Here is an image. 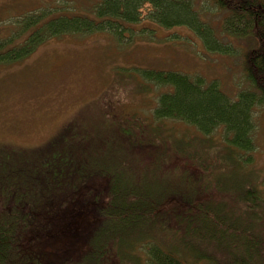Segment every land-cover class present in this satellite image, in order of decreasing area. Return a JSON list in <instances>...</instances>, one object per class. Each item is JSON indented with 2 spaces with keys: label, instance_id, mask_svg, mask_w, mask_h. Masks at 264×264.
I'll list each match as a JSON object with an SVG mask.
<instances>
[{
  "label": "trees",
  "instance_id": "trees-1",
  "mask_svg": "<svg viewBox=\"0 0 264 264\" xmlns=\"http://www.w3.org/2000/svg\"><path fill=\"white\" fill-rule=\"evenodd\" d=\"M209 1L229 12L222 34L249 37L250 29L245 30V26L252 21L251 35L260 34L264 42L260 0ZM55 4L8 17L11 23L7 27H11L8 36L0 38V62L18 61L44 40L66 35L101 31L119 45L137 35L154 39L153 31L140 29L135 33L133 25L142 18L143 7L145 18L159 27H185L200 38L208 52L233 54V48L222 44L220 34L202 20L193 0H94L85 13L77 14L67 13L70 10L65 4ZM20 38L22 42L11 45ZM258 47L245 53L242 64L249 87L235 96L225 92L217 80L203 76L176 70H140L145 83L151 81L164 90L157 96L151 121L146 116V128L137 126L140 129L132 131L119 123L124 127L100 137L108 138L109 132L117 136L119 150L112 154L116 159L109 161L108 168L91 163L81 167L83 158L78 149L75 152L73 142L63 139L70 136L67 128L71 121L50 143L28 148L29 152H25L27 148L15 147V151L12 146L0 145L3 160L40 169L35 174L18 172L0 177V264H81L85 257L92 260L91 264H112L110 258L113 264H264V184L260 172L249 166L256 148L253 114L257 106L264 105V45ZM116 116L126 125H134L128 116ZM154 120H179L205 137L222 128L224 142L222 152L217 153L221 159L209 164L187 154L193 144L186 138L169 135L164 142L151 124ZM206 143L199 140L198 148ZM64 150L71 154L68 161L63 158ZM176 158L182 159L184 166L202 163L196 170L173 169L172 175L164 165ZM91 159L95 160L93 156ZM217 169L235 170L246 179L238 194L216 189L221 175L213 187L207 184ZM94 177L104 180L101 187L106 203L93 207L95 224L86 226L78 221L77 237L72 242L76 243L77 256L72 257L66 253L67 242L58 219L66 215L69 205L77 203ZM219 194L229 198L225 201ZM136 231L139 236L134 235ZM118 238L138 239L131 245L126 240V248L120 249ZM79 241L84 245L82 250L77 249ZM174 241L187 249L178 250Z\"/></svg>",
  "mask_w": 264,
  "mask_h": 264
},
{
  "label": "rangeland",
  "instance_id": "rangeland-1",
  "mask_svg": "<svg viewBox=\"0 0 264 264\" xmlns=\"http://www.w3.org/2000/svg\"><path fill=\"white\" fill-rule=\"evenodd\" d=\"M93 1L0 0V19L4 21V24L0 25V38L8 36L11 26L7 27V24L11 23V18H8L10 16L41 5L52 4L54 7L58 2L65 4L66 9L70 10H67V13H85ZM260 1L264 11V0ZM193 5L205 24L217 35H221H218L219 41L233 48L232 55L208 52L200 38L185 27H173L170 30L159 27L145 18L146 8L143 7L142 18L138 24L133 25L135 33L138 30L140 32V29L153 31L154 39L137 35L131 42L119 45L110 34L101 31L82 36L66 35L44 40L28 56L18 61L0 62V145L27 148L25 152H29L28 148L37 149L50 143L61 127L71 121L68 128L66 127L70 136L64 135L63 139L73 142L75 152L78 149L83 158L81 167H89L91 163L108 168L109 161L116 159H113L112 154L119 150L117 136L109 132L108 138L101 140L100 137L105 138L106 131L124 127H120L119 123L130 127L132 131L139 128L137 126L146 128L149 122L147 117L151 121V111L157 96L164 90L163 86L151 81L145 83L140 76V70H176L194 77L203 76L209 81L217 80L230 96L248 89L243 58L248 50L264 45L260 39L262 36L251 35L252 21L245 26V30L250 29L249 37L235 38L224 35L221 33L222 24L229 14L226 9L219 8L209 0H193ZM262 22L264 23V19ZM22 41L20 38L11 45ZM256 108L253 114L257 125L254 134L256 148L251 153L249 166L260 172L261 184H264V105ZM123 114L128 116L127 120H132L133 126L126 125L125 120L116 119V115L122 117ZM151 124L156 128L160 139L166 143L169 135L176 139H188V144L192 143L193 148H187V154L192 153V156L200 157L203 162L209 161V164L221 159L217 153L222 152L221 145L225 136L222 128H217L205 137L193 126L179 120H154ZM199 140L207 141L208 144L198 148ZM64 151L63 158H67L64 160H70L71 154L67 150ZM3 154L0 152V177H9L18 172H40L36 165L26 167L12 160H3ZM91 156L95 160H92ZM181 160L176 158L168 161V164L164 165L165 171L172 172L176 168L196 170L200 169L202 163H192L195 164L192 167L189 162L184 166ZM171 174L174 175L173 172ZM218 175L222 177L217 182L216 189H228L235 195L242 189L246 180L235 170L223 172L217 169L207 183L210 187L216 183ZM102 182L104 180L97 177L90 179L86 191L77 198V203L69 205L65 210L66 215L58 219L60 233L67 242L66 253L72 257L77 256L74 247L76 243L72 242L77 237L78 221L84 222L86 226L95 224L93 207L100 208L106 203L107 196L101 187ZM219 195L225 201L229 198L224 194ZM134 235L139 236L137 231ZM137 239L118 238L117 245L120 249H125L126 240H129L130 244ZM173 245L178 250L187 249L180 241H174ZM83 247L82 244L77 249L82 250ZM109 260L114 263L113 258ZM91 262L89 257H85L81 264Z\"/></svg>",
  "mask_w": 264,
  "mask_h": 264
}]
</instances>
